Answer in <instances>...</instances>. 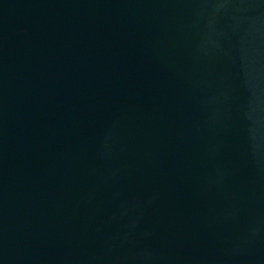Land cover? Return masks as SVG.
<instances>
[{
	"label": "water",
	"instance_id": "95a60500",
	"mask_svg": "<svg viewBox=\"0 0 264 264\" xmlns=\"http://www.w3.org/2000/svg\"><path fill=\"white\" fill-rule=\"evenodd\" d=\"M0 264H264V0H0Z\"/></svg>",
	"mask_w": 264,
	"mask_h": 264
}]
</instances>
